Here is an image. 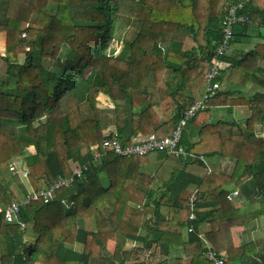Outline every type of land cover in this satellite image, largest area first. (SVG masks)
Masks as SVG:
<instances>
[{
  "label": "trees",
  "instance_id": "1",
  "mask_svg": "<svg viewBox=\"0 0 264 264\" xmlns=\"http://www.w3.org/2000/svg\"><path fill=\"white\" fill-rule=\"evenodd\" d=\"M240 1L36 0L23 21L20 3L0 0L7 37L0 52V208L20 203L13 222L0 213V264H215L207 245L226 264H264L263 241L235 246L232 237V228L255 230L264 218V0L245 2L238 12L247 19L233 27V43L259 42L239 57L224 56L230 63L220 88L183 130L181 143L194 155L158 152L160 166L149 172L151 154L120 156L102 144L106 136L128 144L172 134L202 97L223 18ZM49 2L57 5L52 12ZM116 38L117 54L110 48ZM244 105L245 121L213 112ZM22 162L32 189L16 182ZM72 164L87 169L70 187L48 203L23 202L29 191L72 176ZM226 183L239 188L243 204L227 199ZM204 223L219 227L203 239ZM28 231L34 243L25 240ZM129 241L138 245L127 249Z\"/></svg>",
  "mask_w": 264,
  "mask_h": 264
},
{
  "label": "built area",
  "instance_id": "2",
  "mask_svg": "<svg viewBox=\"0 0 264 264\" xmlns=\"http://www.w3.org/2000/svg\"><path fill=\"white\" fill-rule=\"evenodd\" d=\"M250 0H241L237 4L231 5L228 9V13L223 18V27H222V40L218 44L214 55L210 61L207 73H206V87L205 91L200 99L194 100L192 104L183 111L181 120L177 123L176 128L173 130L172 134L165 136H157L155 133H150L147 136L135 138L131 143L123 144L117 137H108L106 136L103 141V147L107 150H110L120 156H145L149 154H156L158 152H165L169 155L175 156H192L193 153L186 150L185 146L181 143L183 137V130L186 124L197 115V113L207 107L209 99L213 96L217 90L220 88L219 77L221 70L224 67L229 66V62L224 60V56L228 55L231 51L233 45V27L235 24L240 22H245L247 16L239 13L240 9H243L245 2ZM26 36V33H23V37ZM95 157L100 156L99 151H95ZM199 159L206 162V159L203 155L198 156ZM87 169V164L84 166L74 165L73 166V175L70 177H60L49 187L41 190H31L26 194V197L23 202L27 203L29 201H37L42 199L44 202H50L57 193V190L63 187H70L77 177L82 176L84 170ZM27 173H25L26 175ZM238 191L235 190L232 192V195H238ZM200 191L195 189L190 196L188 197L189 205L194 210L196 201L198 200ZM228 199H232V196L229 195ZM20 203L14 201L12 204L8 205L5 208H0V213H4L5 218L8 222H13L15 215L18 212ZM191 220H197V215L193 211L190 216ZM202 224L199 225V237L203 238V233L201 232ZM187 230L189 232L194 231V226H188ZM207 251H205V256L215 264H226V257L222 253H219L215 249H212L210 245H207ZM37 264V263H36Z\"/></svg>",
  "mask_w": 264,
  "mask_h": 264
},
{
  "label": "rangeland",
  "instance_id": "3",
  "mask_svg": "<svg viewBox=\"0 0 264 264\" xmlns=\"http://www.w3.org/2000/svg\"><path fill=\"white\" fill-rule=\"evenodd\" d=\"M14 1H17L18 3H20L21 4V8H22V5H24V4H22V2L21 1H18V0H14ZM35 4H36V0H35V3H34V5L33 6H31V7H28V9H27V13H28V18H29V16H30V13H31V11L33 10V8H34V6H35ZM27 7V6H26ZM57 8V5H55L53 2H49V4H48V8H47V11L48 12H52V10H54V9H56ZM28 18L26 19V20H28ZM27 22V21H26ZM250 29H251V26H250ZM251 31V30H250ZM249 31V32H250ZM251 33V32H250ZM245 37H241V38H238L234 43H233V45H232V47H231V51L230 52H232V53H234V54H236L240 49H242V50H245L246 48H248L249 47V49L250 48H252V47H254V45L257 43V42H259V38H257V37H255V36H251V38H250V43H248V42H246L245 41ZM246 43V44H245ZM245 44V45H244ZM250 44V45H249ZM121 47H122V42H121V40H118L117 38L115 39V40H113L112 42H111V44H110V48H115V54H117L120 50H121ZM5 49V43L3 42L2 43V45L0 44V52L1 53H4L5 51H2V49ZM0 66H2V68H5L6 66L4 65V64H2L1 62H0ZM227 68V67H226ZM225 68V69H226ZM227 84V78H225L224 79V83H223V85H226ZM246 105V104H245ZM239 106V107H234L235 108V110H234V112L233 113H229V111L227 110V108H221V109H214L213 110V112H214V115L215 116H222L223 118H225V119H230V117H231V120L232 119H236V120H238V121H245V118L247 117V115L249 114V111H248V107L247 106ZM240 108H242V109H240ZM239 110V111H238ZM241 111H243V112H241ZM243 118H244V120H243ZM242 123V122H241ZM110 131V130H109ZM108 131V132H109ZM107 133V132H106ZM260 135V134H259ZM32 149V148H31ZM150 157V156H149ZM219 161L222 163V166H223V168L224 169H227L228 171H230V166H231V164H230V162H228L227 160H225V159H219ZM73 166L75 165V164H72ZM25 173H27V171H26V169L23 167V162H22V165H21V169H20V176H18L17 178V180H16V182L18 183V185H20L21 183H23L24 184V187H25V189H27V188H29V189H32V188H30L29 187V185H25V183H26V180H27V175L28 174H26L25 175ZM100 179H101V181L103 182V183H107V181H108V178H107V176H106V174L105 173H102L101 175H100ZM224 178H222L221 180H223ZM226 182H228V181H226ZM223 186L227 189V191H228V195H227V199H228V196L229 195H231L232 196V199H228V200H231V201H233V202H237L236 204H239V203H244L245 202V199L246 198H243L242 200H239V201H237L238 199H236L237 198V196H239V194H240V192H239V190H238V188H235V189H231L232 188V186H234V185H232V184H230V183H226V185L225 184H223ZM235 190H237L239 193H238V195H232V192L233 191H235ZM239 198V197H238ZM0 206H1V204H0ZM260 222L262 223V226H263V228L261 229V232L260 233H257V234H255L254 236H256V235H258V238L259 239H261L262 241H264V218H262L261 220H260ZM258 240V239H257ZM114 244V243H113ZM136 245H138L136 242H132V241H129V243H128V245H127V249H130V248H132V247H134V246H136Z\"/></svg>",
  "mask_w": 264,
  "mask_h": 264
},
{
  "label": "crops",
  "instance_id": "4",
  "mask_svg": "<svg viewBox=\"0 0 264 264\" xmlns=\"http://www.w3.org/2000/svg\"><path fill=\"white\" fill-rule=\"evenodd\" d=\"M18 1H21L22 4H24V5H22L21 11H20V18L23 21H25L28 18L27 9H28V7H31V6L34 5L35 0H18ZM6 39H7L6 32H0V44L2 45V43L4 42L5 43V48H6V41H7ZM248 49H249V47L246 48L245 50H242V49H240V50L241 51H246ZM239 55L240 54H238V52L236 54L230 52L229 56L230 57H239ZM240 109H242V108H240ZM241 112H243V111H241ZM149 156H150L149 157V163L147 164V166L145 168L149 172H154L160 166L161 159L159 158V156H157V154H151ZM187 169L189 171H191L192 173H200L201 170H202L196 164L188 165ZM238 190H239V188H238ZM238 197L240 198L241 195L237 196V198H236V199L239 200ZM218 227H219V223H213V224L212 223L211 224L204 223V225L202 224V227L200 229H201V232L206 235L207 233L215 231ZM262 228H263V226H262L261 222H260V226H258L257 229L251 230V231L245 230L244 227H234V228H232V237H233V241H234L235 246H239L240 243L243 242V241L247 242V241H251V240L257 241V239L261 240V239L258 238V235H256V236H254V235L257 234V233H260ZM25 240L27 242H29V243H34L35 240H36V237L33 235L32 232L28 231V234L26 235ZM113 245H114L113 242H110V244H109V249L110 250L113 249V247H114Z\"/></svg>",
  "mask_w": 264,
  "mask_h": 264
},
{
  "label": "water",
  "instance_id": "5",
  "mask_svg": "<svg viewBox=\"0 0 264 264\" xmlns=\"http://www.w3.org/2000/svg\"><path fill=\"white\" fill-rule=\"evenodd\" d=\"M2 51H5V49L3 48Z\"/></svg>",
  "mask_w": 264,
  "mask_h": 264
}]
</instances>
